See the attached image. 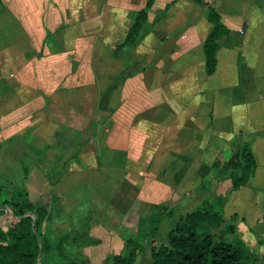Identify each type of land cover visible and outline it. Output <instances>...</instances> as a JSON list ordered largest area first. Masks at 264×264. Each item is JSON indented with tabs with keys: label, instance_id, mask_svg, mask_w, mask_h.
<instances>
[{
	"label": "crops",
	"instance_id": "1",
	"mask_svg": "<svg viewBox=\"0 0 264 264\" xmlns=\"http://www.w3.org/2000/svg\"><path fill=\"white\" fill-rule=\"evenodd\" d=\"M205 1L216 8L229 30L219 40L210 74L203 52L210 23L206 7L193 0H154L147 14L148 32L117 56L113 50L145 0H0V184L24 180L31 201L42 204L33 199L38 184L31 168L36 154L28 119L32 92L26 85L17 87L5 80L13 75L23 82L34 76L38 80L46 67L48 77L41 74L40 79L52 82L66 74L77 81L68 85L75 95L84 96V101L89 95L96 97L94 90L81 91L92 75L87 84L78 83L80 75L75 71L77 45L85 42L89 49L97 48L93 59L99 51L98 56L107 54L123 69L107 73L102 92L106 102L101 108L109 126L113 122L106 139L123 138V237L149 235L166 206L175 207L178 217L205 199L221 197L224 224L212 231L232 225L228 238H240L254 258L247 264H264V0ZM47 31L56 33L63 51H50L44 42ZM118 85L123 97L113 110L104 105L113 102L112 91ZM20 93L23 99L17 102ZM59 97L64 108L54 110L55 126L73 129L78 110L85 112L86 104L85 109L77 108ZM61 111L69 112L64 114L68 120ZM76 136L77 130L73 139ZM244 141L251 146L256 166L245 184L230 190L231 179L214 177L210 166L216 159L226 160ZM113 149L109 167L116 163L118 152ZM23 162L28 165L25 179ZM202 183L206 187L201 188ZM2 196H7L4 188L0 202ZM7 211L0 207L2 228L11 221ZM134 213L136 226L128 223ZM169 223L162 218L154 234L157 239H165Z\"/></svg>",
	"mask_w": 264,
	"mask_h": 264
},
{
	"label": "trees",
	"instance_id": "2",
	"mask_svg": "<svg viewBox=\"0 0 264 264\" xmlns=\"http://www.w3.org/2000/svg\"><path fill=\"white\" fill-rule=\"evenodd\" d=\"M193 1L206 7V18L210 23L203 41L205 69L210 74L215 70L219 40L227 37L229 30L210 2ZM153 3L154 0H145L144 5L133 12L131 25L113 50L115 56L133 46L148 32L147 14ZM168 7L169 5L165 7L162 14ZM55 34L47 31L44 40L52 53L63 51ZM103 151L105 153H100L99 164L109 167L114 162L111 158L112 151L108 148ZM21 166L25 179L28 165L23 162ZM255 166L251 146L244 141L236 145L226 160H214L209 173L214 177L228 176L231 179L230 190H234L251 178ZM203 187H206L204 183L201 184V188ZM0 188H4L7 194L2 196L0 207L10 209L5 213L11 216L9 225L6 228L0 227V264H92L82 248L98 244L100 239L89 233L86 220L78 225L77 218L76 226L63 229L57 236L51 235V226L56 217L63 216L65 221L73 220V215L64 211L56 197L51 195L50 201L35 205L29 198L24 180L16 184L4 182L0 184ZM222 201L221 197L205 199L200 206L178 217H175V207H164L153 230L158 229L162 218L170 220L165 239L152 245L147 237L142 241L126 237L124 245L130 249L124 253L108 255L102 264H137L138 255L146 249L150 250L151 264L249 263L254 258L243 241L237 236L228 238V234L234 231L232 225L225 224L218 232L212 231V228L224 224L220 210Z\"/></svg>",
	"mask_w": 264,
	"mask_h": 264
},
{
	"label": "rangeland",
	"instance_id": "3",
	"mask_svg": "<svg viewBox=\"0 0 264 264\" xmlns=\"http://www.w3.org/2000/svg\"><path fill=\"white\" fill-rule=\"evenodd\" d=\"M77 46L76 58L78 61L75 71L80 75L78 83L85 82L87 84L88 76L91 74L93 80L90 77L91 82L84 85L85 87L81 91L88 89L91 92L94 90L96 97L86 95L87 98L84 101V96L75 95V90L68 85L75 84L77 81L74 78L73 80L68 79L69 76L66 74L52 82L40 79L41 74L48 77L46 67L44 73L38 74V80H34L36 78L34 76L32 80L23 82L13 75L5 80V83L9 81L10 85L12 83L17 87L26 85L32 92L29 102L32 110L28 119L33 125L32 134L35 136L32 137V144L36 154H33L31 168L34 172L33 182L38 184L33 199L37 202L41 201L43 204L54 196L64 211L73 215L72 221L69 219L65 221L63 216L56 217L51 226V235L56 234L57 236L58 232L63 229L76 226L77 218H79L78 225L81 224V221L86 220L89 233L100 239V242L83 247L82 252L89 257L92 264H102L108 255L124 253L130 249V247H125L126 237H123V227L125 226L123 220V170L121 172L123 169V138L120 139L118 136V139H106L113 122L109 126L107 114L103 115L101 109L103 103L106 102L102 92L105 91L104 83L105 78L108 77L107 73L120 72L122 65L119 61H111L107 54L98 56L99 51L93 59L94 49L97 48L89 49L85 42ZM66 63L69 65L70 62ZM36 67L39 72V66L36 65ZM64 70L66 71V69ZM60 73L65 72L58 71V74ZM42 83L46 86H43ZM47 83H51L50 86H47ZM114 91H112L114 96L111 97L113 102L104 106L116 110L121 105L123 89H120V85H118ZM22 94L17 95V102L23 99ZM59 96L72 104H77V108L79 106L81 109H85L84 104H86L85 112L78 110L79 118L73 121V125H71L73 129L67 130L66 128L62 129L60 125L55 126L57 113L54 110L64 108L60 106L63 101ZM71 109H75V105ZM60 113L69 114L67 111ZM21 114L23 116V112L18 113V115ZM64 119L68 120L69 117L64 115ZM69 121L68 123H72L71 119ZM76 130L78 136H76L77 139H73L72 136ZM121 131L123 133V128ZM68 137L72 138L65 139ZM72 140L73 144H71ZM112 146L117 148L118 152L115 158L116 163L112 167L101 166L99 164L100 153H105L103 149L108 148L113 155ZM108 155H110L109 152ZM37 169L40 172L36 171ZM39 173L43 175L40 176ZM73 184L74 186L71 187ZM135 221V213L130 218L128 216V223L136 226ZM154 224V222L151 224L152 228H154ZM156 232L157 230H151L149 235L145 234L138 240L142 241L147 236L149 243L158 244L161 239L154 236ZM137 264H151L149 249L138 255Z\"/></svg>",
	"mask_w": 264,
	"mask_h": 264
},
{
	"label": "built area",
	"instance_id": "4",
	"mask_svg": "<svg viewBox=\"0 0 264 264\" xmlns=\"http://www.w3.org/2000/svg\"><path fill=\"white\" fill-rule=\"evenodd\" d=\"M241 33H243L244 31L243 30H240Z\"/></svg>",
	"mask_w": 264,
	"mask_h": 264
}]
</instances>
